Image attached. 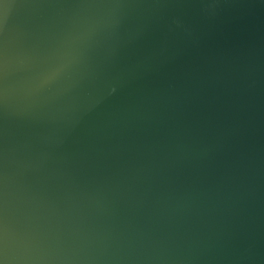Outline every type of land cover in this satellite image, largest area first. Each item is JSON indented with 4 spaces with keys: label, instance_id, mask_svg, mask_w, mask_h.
<instances>
[{
    "label": "water",
    "instance_id": "95a60500",
    "mask_svg": "<svg viewBox=\"0 0 264 264\" xmlns=\"http://www.w3.org/2000/svg\"><path fill=\"white\" fill-rule=\"evenodd\" d=\"M0 264H264V0H0Z\"/></svg>",
    "mask_w": 264,
    "mask_h": 264
}]
</instances>
